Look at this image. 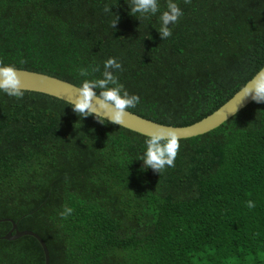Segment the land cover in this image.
<instances>
[{"label":"trees","instance_id":"16d2710c","mask_svg":"<svg viewBox=\"0 0 264 264\" xmlns=\"http://www.w3.org/2000/svg\"><path fill=\"white\" fill-rule=\"evenodd\" d=\"M175 2L183 14L161 39L159 13L136 19L127 0H0V63L79 87L115 58L139 98L127 111L189 126L264 66V0ZM101 123L50 96L0 93V220L37 234L49 264H264V103L178 140L158 173L135 160L145 136ZM11 229L0 222V238ZM0 264H44L43 252L0 240Z\"/></svg>","mask_w":264,"mask_h":264},{"label":"clouds","instance_id":"9594fccd","mask_svg":"<svg viewBox=\"0 0 264 264\" xmlns=\"http://www.w3.org/2000/svg\"><path fill=\"white\" fill-rule=\"evenodd\" d=\"M128 15L138 18L158 16L159 35L166 39L171 35V25H175L182 16V11L175 0H166V10L161 11L159 0H127ZM105 12L111 13L114 19L111 27L114 28L119 17L110 12L106 7ZM139 20V19H138ZM121 69V64L115 58H108L103 62V71L99 78L83 79L76 89V98L70 102L71 109L79 117H93L96 121H106L112 125L124 123L126 110L134 108L139 103L136 95H130L118 83L114 74ZM93 72L100 71L99 67L93 68ZM79 75L87 77L88 70L80 69ZM19 70L15 65L0 63V93L10 97L21 98L24 95ZM240 100L251 99L257 104L264 103V70H258L251 80L241 86ZM103 124V123H101ZM143 151L135 158L142 162V169H152L161 172L166 167H173L174 160L179 149L178 137L174 131L157 129L147 136L143 142ZM249 209L255 205L248 201ZM72 212L71 208H64L60 213L66 217Z\"/></svg>","mask_w":264,"mask_h":264},{"label":"water","instance_id":"95a60500","mask_svg":"<svg viewBox=\"0 0 264 264\" xmlns=\"http://www.w3.org/2000/svg\"><path fill=\"white\" fill-rule=\"evenodd\" d=\"M260 70H264V66ZM19 73L20 79L22 81L21 86L26 92H33L50 96L67 104H70V102L74 101L76 98V89L78 87L68 82L44 74L30 72L26 70H19ZM239 91L236 92L227 102H225L217 110L189 126L174 127L158 124L126 110L124 116V123L119 125V127H122L126 130H129L145 137L149 136L152 132L156 131L157 129L174 131L178 137V140H185L198 137L217 129L223 123L231 119L233 116L238 114L240 111H242L245 107H247L253 102L251 99H243L239 101ZM0 222H7L12 225V229L4 237L0 238V240L12 242L22 237H31L38 242L42 249L44 264L50 263L49 252L46 248V245L37 234L30 231L19 232L16 228L15 223L11 220H0Z\"/></svg>","mask_w":264,"mask_h":264}]
</instances>
